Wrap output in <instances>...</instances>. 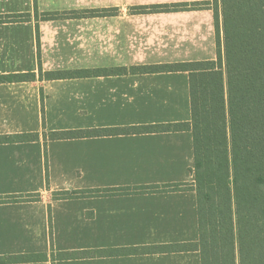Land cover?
Segmentation results:
<instances>
[{
    "label": "crops",
    "instance_id": "0c3cea01",
    "mask_svg": "<svg viewBox=\"0 0 264 264\" xmlns=\"http://www.w3.org/2000/svg\"><path fill=\"white\" fill-rule=\"evenodd\" d=\"M208 1L0 0L32 14L0 23V75L35 74L0 82V197L35 196L0 201V264H202L192 131L46 134L191 121L189 73L141 69L216 59L214 10L142 7Z\"/></svg>",
    "mask_w": 264,
    "mask_h": 264
},
{
    "label": "trees",
    "instance_id": "16d2710c",
    "mask_svg": "<svg viewBox=\"0 0 264 264\" xmlns=\"http://www.w3.org/2000/svg\"><path fill=\"white\" fill-rule=\"evenodd\" d=\"M207 7L215 13L216 59L141 69L189 73L191 121L54 131L46 136L55 140L117 132L192 131V188L197 192L200 233L195 246L201 252L202 264H264V0H212L142 9L179 11ZM111 13L109 9L39 13L35 2L38 21ZM31 19V13L0 15V23ZM37 38L40 46L39 31ZM40 72L47 79L68 74L43 72L42 67ZM34 79V73L0 75V82ZM34 198L6 196L0 201Z\"/></svg>",
    "mask_w": 264,
    "mask_h": 264
}]
</instances>
